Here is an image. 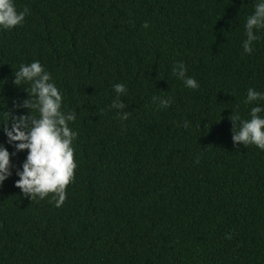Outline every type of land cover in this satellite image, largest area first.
<instances>
[{
    "label": "trees",
    "instance_id": "obj_1",
    "mask_svg": "<svg viewBox=\"0 0 264 264\" xmlns=\"http://www.w3.org/2000/svg\"><path fill=\"white\" fill-rule=\"evenodd\" d=\"M15 3L29 14L0 29V124L27 114L30 86L13 74L39 60L76 114L77 168L56 207L15 186L27 150L11 157L0 264H264V150L234 145L230 120L264 105L244 103L264 92V30L242 47L255 0ZM178 62L198 88L172 74ZM116 83L123 108L110 107ZM0 144L15 151L2 130Z\"/></svg>",
    "mask_w": 264,
    "mask_h": 264
},
{
    "label": "clouds",
    "instance_id": "obj_2",
    "mask_svg": "<svg viewBox=\"0 0 264 264\" xmlns=\"http://www.w3.org/2000/svg\"><path fill=\"white\" fill-rule=\"evenodd\" d=\"M29 14L28 7L19 10L15 0H0V29L10 30L24 22ZM147 27V23H145ZM264 30V0H255L253 11L246 17L244 33L246 39L242 41L245 53H251L254 42L261 39L259 35ZM187 68L183 62H178L172 67V74L182 80L185 87L196 89L198 81L186 75ZM13 83L29 85L26 88L28 99L23 100L19 107L28 109L27 114L18 116L9 112L4 115V123L0 130L7 138V143L14 146L15 151L10 153L8 148L0 144V185L12 175L11 157L16 153L27 150L15 174L19 178L15 186L21 192L33 199L50 197L56 207H60L66 199V186L74 180V170L77 162L74 160L73 141L77 133L69 127V122L76 119L74 111H65L63 96L56 86L51 74L39 60L21 64L15 71ZM113 89L117 94L112 101L111 108H123L120 96L126 92L123 83H116ZM159 97H153V102ZM264 101V92L249 87L244 103ZM171 98H160L157 107H168ZM264 105L255 103L250 109V118L242 119L238 112L232 111L231 121L233 144L240 143L247 147L255 145L264 150ZM121 119L126 120L129 113H124ZM184 127H188L185 122ZM235 128V130H233Z\"/></svg>",
    "mask_w": 264,
    "mask_h": 264
}]
</instances>
